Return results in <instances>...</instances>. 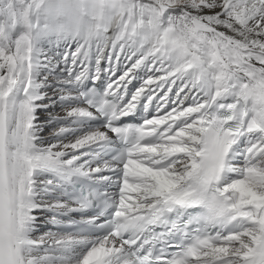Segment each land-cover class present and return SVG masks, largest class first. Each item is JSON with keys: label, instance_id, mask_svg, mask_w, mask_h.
<instances>
[{"label": "snow or ice", "instance_id": "obj_1", "mask_svg": "<svg viewBox=\"0 0 264 264\" xmlns=\"http://www.w3.org/2000/svg\"><path fill=\"white\" fill-rule=\"evenodd\" d=\"M112 2L0 34V264H264V0Z\"/></svg>", "mask_w": 264, "mask_h": 264}, {"label": "clouds", "instance_id": "obj_2", "mask_svg": "<svg viewBox=\"0 0 264 264\" xmlns=\"http://www.w3.org/2000/svg\"><path fill=\"white\" fill-rule=\"evenodd\" d=\"M0 8L5 43L21 30L34 44L50 40L87 44L99 38L116 16L112 0H5Z\"/></svg>", "mask_w": 264, "mask_h": 264}, {"label": "bare ground", "instance_id": "obj_3", "mask_svg": "<svg viewBox=\"0 0 264 264\" xmlns=\"http://www.w3.org/2000/svg\"><path fill=\"white\" fill-rule=\"evenodd\" d=\"M51 79V78H50ZM139 84V81H134L132 85H130V91H133L135 89V87H137ZM55 111H59V109H54ZM47 134V133H46ZM51 227V226H49ZM46 230V229H45Z\"/></svg>", "mask_w": 264, "mask_h": 264}, {"label": "rangeland", "instance_id": "obj_4", "mask_svg": "<svg viewBox=\"0 0 264 264\" xmlns=\"http://www.w3.org/2000/svg\"><path fill=\"white\" fill-rule=\"evenodd\" d=\"M144 2H148V0H144Z\"/></svg>", "mask_w": 264, "mask_h": 264}]
</instances>
